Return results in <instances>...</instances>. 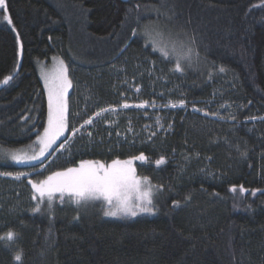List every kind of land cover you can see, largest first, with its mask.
Returning a JSON list of instances; mask_svg holds the SVG:
<instances>
[{
    "label": "trees",
    "instance_id": "obj_1",
    "mask_svg": "<svg viewBox=\"0 0 264 264\" xmlns=\"http://www.w3.org/2000/svg\"><path fill=\"white\" fill-rule=\"evenodd\" d=\"M6 2L0 82L12 79L0 83V172H34L18 184L0 177V193L24 186L18 197L11 195L21 204L0 210V237L14 233L12 241L0 239V264H264V0ZM153 40H163L170 55L154 51ZM189 48L191 62L176 71L177 54ZM57 52L72 82L67 132L44 159L18 163L5 149L33 142L45 128L48 100L37 63ZM148 58L188 85L187 108L159 109L169 129L133 136L127 121L137 126L141 110L119 109L94 117L71 137L102 108L121 105L119 68ZM212 79L235 89L228 95L232 110L215 118L190 109L209 96ZM66 140L67 150L55 153ZM141 153L147 159L135 160L136 172L156 186L152 213L106 216L103 201L77 204L68 195L62 201L57 195L51 206L45 198L40 211L33 210L38 201L29 180L81 161L107 166ZM161 158L165 163L156 165Z\"/></svg>",
    "mask_w": 264,
    "mask_h": 264
},
{
    "label": "snow or ice",
    "instance_id": "obj_2",
    "mask_svg": "<svg viewBox=\"0 0 264 264\" xmlns=\"http://www.w3.org/2000/svg\"><path fill=\"white\" fill-rule=\"evenodd\" d=\"M139 8V5H136ZM6 0H0V10L7 12ZM3 19L8 24L12 23L9 15H4ZM138 33L133 30L132 35ZM147 36H151L152 33L147 30L144 33ZM18 35V34H17ZM194 42V40H193ZM153 43L159 47H154L153 50L161 51L162 55L168 57L170 55L167 45L163 40H153ZM21 52L23 45H20ZM175 51V48L173 49ZM193 50L189 48L186 52H180L175 59V70L183 71L182 61L191 62ZM198 56V53H196ZM67 66L63 61L59 62V69L57 75L53 78L52 82L48 84L49 90V119L48 127L45 128L43 135L38 136L39 150L31 157H21L13 154L12 159L21 162L24 159L36 160L43 157L52 144L59 138L61 134L66 130V93L67 89L71 87V81L67 77ZM219 71L223 72L224 69L220 68ZM11 76H7L0 83L7 84L11 80ZM47 82V78H46ZM139 91V89H137ZM181 106L184 105V101H179ZM148 105V102H142L135 105L137 108H144ZM152 106H155L154 104ZM177 104L172 103L171 107H176ZM123 108H128L130 105L127 103L122 105ZM116 112L115 108H102L96 113V116H100L104 112ZM159 122V120H157ZM92 124V119L89 118L84 121V125ZM81 125V127H84ZM147 127V126H146ZM75 131L73 134H75ZM155 135V133H152ZM147 157L141 153L129 160L120 161L113 160L110 165H105L99 161H81L78 167H70L63 171L54 172L52 175L47 176L46 179L39 182L29 183L32 185V189L35 195L32 199L37 200L38 203L33 209L35 212L40 211V204L47 199L49 206H51L53 200L59 194V199L62 201L65 195L74 198L77 204L81 202H88L92 200H103L111 207L105 212L106 216H136L140 212L152 213L154 211L153 205V192L152 185L148 182V178H139L136 176L135 168L132 166L134 160L145 161ZM156 165L165 163L163 158L155 161ZM0 175H12V173H0ZM30 175L28 173H16V178L21 176ZM142 185L146 190H141ZM243 190V189H242ZM236 191L235 187L232 189ZM136 193L137 195H132ZM255 195V193H252ZM177 206L178 202H177ZM0 239H6L12 241L14 239V233L11 231L6 233L4 237ZM17 261L21 260V255L15 256Z\"/></svg>",
    "mask_w": 264,
    "mask_h": 264
},
{
    "label": "rangeland",
    "instance_id": "obj_3",
    "mask_svg": "<svg viewBox=\"0 0 264 264\" xmlns=\"http://www.w3.org/2000/svg\"><path fill=\"white\" fill-rule=\"evenodd\" d=\"M63 61L64 65L67 66V61L64 57V55L61 52L55 53L49 61L46 60H38L37 67L39 71L40 78L43 82L44 89L46 91V96L48 100V117H47V123L45 128L48 127V119H49V90H48V84H50L53 80V78L57 75L58 69H59V62ZM133 69L129 68L128 66H124L123 68H119V72L122 73V84L125 85V89L123 90V93L120 95V98L122 99L121 105L119 106H110L107 107L109 109L115 108L116 112L120 111L119 109H139L141 111L137 112V117H142V122L138 121V125L135 126V122L132 120L127 121L126 129L131 135H148V136H158L163 133H165L168 129L171 123L166 124V113L159 111V109H176V108H187L188 102L187 97L188 93L186 92V85L183 82H179L178 78L176 76H172L169 73H166L163 69L162 65L155 60L154 58H148L144 61H139L136 64H134ZM131 70V71H129ZM67 77L71 81V77L69 74V69L67 71ZM47 78V82H46ZM186 86V87H185ZM209 90V96L203 100H197V102L190 107L191 110L197 111L203 115H207L210 117H217V115L224 111V110H232V102L229 99L228 95L232 96L234 95V86L230 81L222 80V79H212ZM72 88V82L71 87L67 89L66 93V103H67V112H66V125L68 126V103H69V94ZM139 89V91H137ZM183 100L184 105L181 106L179 104V101ZM148 102V105L144 108H137L135 105L141 104L142 102ZM127 103L130 105L128 108H123L122 105ZM175 103L177 104L176 107H171V104ZM155 106H152V105ZM112 112V111H110ZM116 112H112V114H116ZM105 113V112H104ZM139 115V116H138ZM94 117H97L94 115L91 117L93 120ZM129 117V116H128ZM131 117V116H130ZM116 119V118H115ZM159 120V122H157ZM137 123V122H136ZM109 124V123H108ZM84 125V124H83ZM67 126L66 130L59 136V138L52 144L51 148L46 151L45 155L41 157L40 159L36 160H28L24 159L21 162L18 163H33L40 161L46 157V155L52 150L54 145L57 143V141L63 137L67 132ZM86 126V125H85ZM147 126V127H146ZM43 131L38 135H43ZM75 133L78 134L83 133L84 128L78 127L75 129ZM118 133H123V130H120L117 128ZM74 131L71 133V137L77 135L73 134ZM152 133H155V135H152ZM38 136L33 140V142L28 143L27 145L18 147V148H9L5 149V152L12 155L16 154L21 157H31L34 153L38 152L39 150V144H38ZM71 141L66 140L64 141L60 146H58L57 152H63L67 150V148L71 145ZM54 153V154H55ZM54 157L52 156L50 160H53ZM209 159V158H207ZM48 160V161H50ZM129 160V159H126ZM125 161V160H124ZM46 163H44L39 170H44L46 168ZM136 171L135 167V160L133 161V165ZM205 169V168H203ZM32 172L28 171H21L17 173H28L31 174ZM0 173H8V172H0ZM11 173V172H9ZM52 175V173L48 174ZM27 176V175H25ZM25 176H21L19 179L16 178V173H12V175H0V177H10L12 179H15V182L18 184L22 181V179ZM136 176L139 178H144L146 176L139 175L136 172ZM148 178V177H147ZM148 182L152 185V192H153V205H154V198H155V192H156V186L155 184L148 178ZM21 189H24L23 185L14 186V188L5 189L4 192L0 193V210L6 207L7 210L12 211L15 209L14 205L21 204L20 201L17 204L18 201L16 197L11 196L12 194L15 196H19L21 194ZM141 190H146L145 186L142 185ZM59 195V194H57ZM132 195H137L136 193H133ZM94 201V200H92ZM103 201V200H100ZM105 204V211L109 210L111 207L108 205L105 201H103ZM4 203V206H3ZM9 204V205H5ZM14 211V210H13ZM155 211V209H154ZM142 213V212H140ZM139 214V213H138ZM120 218H132L133 216H116Z\"/></svg>",
    "mask_w": 264,
    "mask_h": 264
},
{
    "label": "water",
    "instance_id": "obj_4",
    "mask_svg": "<svg viewBox=\"0 0 264 264\" xmlns=\"http://www.w3.org/2000/svg\"><path fill=\"white\" fill-rule=\"evenodd\" d=\"M122 1H127V0H122ZM19 52H20V61H21V58H22V52H21L20 47H19ZM19 67H20V64H19ZM19 67H18V69H19ZM18 69H17V70H18ZM1 85H4V84L2 83Z\"/></svg>",
    "mask_w": 264,
    "mask_h": 264
}]
</instances>
